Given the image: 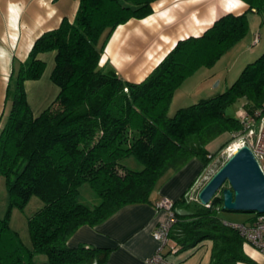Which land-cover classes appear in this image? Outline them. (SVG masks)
Returning <instances> with one entry per match:
<instances>
[{"label":"trees","instance_id":"obj_1","mask_svg":"<svg viewBox=\"0 0 264 264\" xmlns=\"http://www.w3.org/2000/svg\"><path fill=\"white\" fill-rule=\"evenodd\" d=\"M156 0H78L72 22L44 32L10 76V109L0 128V176L9 209L0 217V264H106L111 249L68 245L83 226L95 227L122 207L150 202L158 181L197 158L206 168L216 151L206 146L227 134L222 148L242 134L237 118L226 111L239 99L253 112L264 105V53L245 65L221 94L179 108L168 116L175 90L196 70L211 68L248 32L246 13L226 14L199 37L178 41L138 83L118 76L104 49L112 32L130 19L153 13ZM264 15V0H245ZM54 53L50 81L58 93L38 115L27 101L25 82L39 80ZM133 157L141 165H124ZM88 184L98 203L78 200ZM35 196L42 207L28 218L32 248L9 225L11 208L23 210ZM221 193L209 206L184 196L173 202L175 223L169 240L182 250L209 240V264H254L243 252L244 239L219 212ZM251 215L249 222L253 221ZM46 257L37 262L36 256Z\"/></svg>","mask_w":264,"mask_h":264},{"label":"crops","instance_id":"obj_2","mask_svg":"<svg viewBox=\"0 0 264 264\" xmlns=\"http://www.w3.org/2000/svg\"><path fill=\"white\" fill-rule=\"evenodd\" d=\"M77 8L78 0H0V128L10 109V101L7 99L10 76L27 58L34 41L44 32L58 28L64 20L72 22ZM152 9L153 13L146 18L130 19L118 26L105 46L102 61H108L125 81L141 82L178 41L201 36L218 18L226 14L246 13L248 20V33L234 46L240 48L234 67L237 73L246 63L264 53V15L250 9L245 0H156ZM256 35L258 41L254 44ZM39 58L46 63L44 73L50 67V77L54 53L41 54ZM210 70L213 67L208 68L207 72ZM214 74L209 73L205 78L203 85H206L202 89V95L205 96L198 98L193 94L192 99L199 101L214 97L227 87L223 86L217 92L216 87L220 82L214 87L211 85L215 81ZM42 78L25 82V90L33 82L38 85ZM226 114L233 117L227 111ZM205 171L199 159H191L178 172H169L158 181L150 195V202L124 206L95 227H80L68 240V245L75 247L83 244L111 249L106 264H145L157 248L152 232L167 218L164 211L155 208V202L161 198L175 202L182 196L197 200L199 190L207 182ZM250 218L238 221L222 219L228 223L246 224L250 223ZM211 248V241L204 240L192 248L182 250L170 240L162 253L172 264H209ZM243 252L254 264H264V251L243 244Z\"/></svg>","mask_w":264,"mask_h":264},{"label":"rangeland","instance_id":"obj_3","mask_svg":"<svg viewBox=\"0 0 264 264\" xmlns=\"http://www.w3.org/2000/svg\"><path fill=\"white\" fill-rule=\"evenodd\" d=\"M261 27L262 26H260L259 28ZM241 40H239L236 44H238ZM235 45L230 47L215 62V64L212 66L213 70L207 72L208 68L201 67L198 70H196L192 75H190L188 78H186V80L175 90L172 96L171 102L169 104L168 116H173L176 113V111L181 107H186L197 102L196 99L195 100L192 99L194 98V96H192L193 94H196L198 98L205 96L202 95L204 94L202 89L205 88L206 83L204 85L203 83L206 81L205 78L206 76H209V73H215L214 74L215 81L211 82L212 87H214L216 83L220 82V85L216 87L217 92H220L223 86L227 85V87L222 91L224 92L237 79L241 71L237 73V69H235L234 67L238 60L240 48L239 49L235 48L234 47ZM254 60L255 59L249 61L248 63ZM49 72H50V67L47 68L46 72L43 75V78L41 79V82L38 85L33 84L34 82L32 84L27 85L26 94L28 96L29 105L31 106L34 115H38L43 109H45L49 105V103L55 99L58 93L57 87L54 84H52L49 79ZM41 86H43V88ZM42 90L44 91L43 97H41ZM244 104H245V100L239 99L227 110L228 114H231L233 117L237 118V116L241 113L242 108H244V110L246 109L244 107ZM226 137L227 134H222L216 137L215 139H213L212 141H210L206 146V149L210 154H213L220 149L219 152L216 153L214 158L210 161L209 165L206 167L205 174L207 181L233 154L232 151L228 149L229 143L223 146L222 148H219L220 144L225 140ZM124 165L131 170L141 169V165L133 157L126 158L124 160ZM78 200L81 203L88 206H93L97 204L99 201L97 196L91 190L88 184H83L80 187ZM41 207H42V202L37 197L32 196L23 210L18 208H11L8 214L10 227L17 232L24 246L30 249L32 248V242L28 230V218L33 216ZM8 209H9V197L6 188V183H5V179L0 176V217L1 218L7 214ZM219 214L221 215L222 218H231L237 221L240 220L241 218H245L253 215L252 213L224 212L221 210ZM35 258L37 262H44L46 260V257L43 255H38Z\"/></svg>","mask_w":264,"mask_h":264},{"label":"water","instance_id":"obj_4","mask_svg":"<svg viewBox=\"0 0 264 264\" xmlns=\"http://www.w3.org/2000/svg\"><path fill=\"white\" fill-rule=\"evenodd\" d=\"M221 193L224 212L264 215V173L247 145L238 147L197 194L207 206Z\"/></svg>","mask_w":264,"mask_h":264},{"label":"built area","instance_id":"obj_5","mask_svg":"<svg viewBox=\"0 0 264 264\" xmlns=\"http://www.w3.org/2000/svg\"><path fill=\"white\" fill-rule=\"evenodd\" d=\"M258 41V35L254 38V44ZM237 119L242 126V134L232 135L233 140L228 144V149L234 153L238 147L247 145L256 159L260 170L264 173V105L253 112L242 108ZM155 208L164 211L166 220L160 223L152 232V239L157 243V248L149 256L145 264H172L166 255L162 253L163 248L169 243V233L175 223L173 213V201L166 198L157 200ZM209 206V205H207ZM253 221L246 224H232L244 239L243 244L262 252L264 251V215L253 214Z\"/></svg>","mask_w":264,"mask_h":264}]
</instances>
